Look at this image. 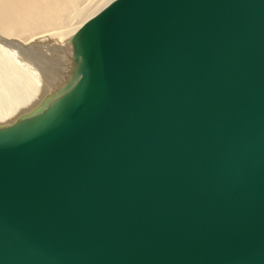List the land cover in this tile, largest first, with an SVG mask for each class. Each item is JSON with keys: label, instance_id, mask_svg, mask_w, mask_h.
<instances>
[{"label": "water", "instance_id": "obj_1", "mask_svg": "<svg viewBox=\"0 0 264 264\" xmlns=\"http://www.w3.org/2000/svg\"><path fill=\"white\" fill-rule=\"evenodd\" d=\"M71 46L0 127V264H264V0H114Z\"/></svg>", "mask_w": 264, "mask_h": 264}, {"label": "bare ground", "instance_id": "obj_2", "mask_svg": "<svg viewBox=\"0 0 264 264\" xmlns=\"http://www.w3.org/2000/svg\"><path fill=\"white\" fill-rule=\"evenodd\" d=\"M0 0V127L40 110L73 79L71 41L114 0Z\"/></svg>", "mask_w": 264, "mask_h": 264}, {"label": "rangeland", "instance_id": "obj_3", "mask_svg": "<svg viewBox=\"0 0 264 264\" xmlns=\"http://www.w3.org/2000/svg\"><path fill=\"white\" fill-rule=\"evenodd\" d=\"M88 5V1L85 0V2L82 4V7L87 6Z\"/></svg>", "mask_w": 264, "mask_h": 264}]
</instances>
